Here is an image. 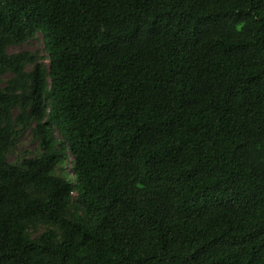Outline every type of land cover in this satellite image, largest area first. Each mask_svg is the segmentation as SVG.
Here are the masks:
<instances>
[{
    "label": "trees",
    "instance_id": "1",
    "mask_svg": "<svg viewBox=\"0 0 264 264\" xmlns=\"http://www.w3.org/2000/svg\"><path fill=\"white\" fill-rule=\"evenodd\" d=\"M4 74L0 264H264V0H0Z\"/></svg>",
    "mask_w": 264,
    "mask_h": 264
},
{
    "label": "rangeland",
    "instance_id": "2",
    "mask_svg": "<svg viewBox=\"0 0 264 264\" xmlns=\"http://www.w3.org/2000/svg\"><path fill=\"white\" fill-rule=\"evenodd\" d=\"M30 50L32 52L37 51L40 55L44 54L43 51V42L42 35L40 33H35L34 36L27 42L22 45H12L8 47V52L13 53L20 50ZM9 74L0 75V84L3 85ZM37 152V140L33 138L32 133L30 131L24 132V134L20 137V140L16 146L7 156L10 162L17 161L22 156L26 154H34ZM72 165V156L70 153H66L64 157L63 166L58 169V172H65L72 175L71 171ZM63 168V171H62ZM40 231V230H39Z\"/></svg>",
    "mask_w": 264,
    "mask_h": 264
}]
</instances>
